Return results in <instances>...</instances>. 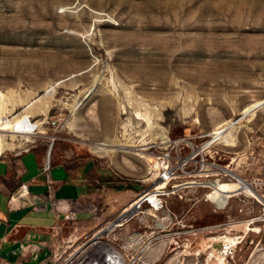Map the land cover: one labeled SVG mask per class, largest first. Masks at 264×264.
<instances>
[{"label":"rangeland","instance_id":"1","mask_svg":"<svg viewBox=\"0 0 264 264\" xmlns=\"http://www.w3.org/2000/svg\"><path fill=\"white\" fill-rule=\"evenodd\" d=\"M0 115L101 216L155 194L135 264H264V0H0ZM222 169L251 190L218 207Z\"/></svg>","mask_w":264,"mask_h":264},{"label":"crops","instance_id":"2","mask_svg":"<svg viewBox=\"0 0 264 264\" xmlns=\"http://www.w3.org/2000/svg\"><path fill=\"white\" fill-rule=\"evenodd\" d=\"M2 155V154H0ZM42 153L29 148L0 157V264H42L53 249L56 217L52 200H90V185L61 163L43 168ZM24 183L27 193H20ZM11 197H14L11 200ZM83 230L93 227L86 212H77Z\"/></svg>","mask_w":264,"mask_h":264},{"label":"built area","instance_id":"3","mask_svg":"<svg viewBox=\"0 0 264 264\" xmlns=\"http://www.w3.org/2000/svg\"><path fill=\"white\" fill-rule=\"evenodd\" d=\"M43 168L48 176L47 161ZM169 172L165 169L166 174H162L161 179H169ZM219 177L233 176L230 171L222 169ZM219 177L216 181L220 180ZM216 181L209 186L212 187ZM20 193H27L26 184L20 185ZM149 193L142 192L107 217L101 216L100 207L91 200H74L73 205H69L66 200H52L57 222L54 226L55 238L52 241L53 249L42 264H135L141 248L140 234L136 229H127L121 238L118 235L123 228L137 220L141 221L144 211L162 207L159 200L145 197ZM144 203H147V208ZM80 211L88 213L93 220L94 225L89 230L81 229L76 222V214Z\"/></svg>","mask_w":264,"mask_h":264},{"label":"bare ground","instance_id":"4","mask_svg":"<svg viewBox=\"0 0 264 264\" xmlns=\"http://www.w3.org/2000/svg\"><path fill=\"white\" fill-rule=\"evenodd\" d=\"M254 105H250L246 108H244L242 110V114H245L246 112H249ZM3 115H0V123L5 122L4 118H2ZM228 127V123L224 122L220 125H218L216 128H214L213 131L210 132L212 139L213 140H218V139H224L225 138V130ZM2 128V126L0 125V129ZM3 134L0 133V151H3L5 149H9L10 145L7 144L6 142H4L3 140ZM97 148H99V150L102 151H108L109 148L102 143H98L97 144ZM233 176L235 177V182H221L218 183L217 186H215V189L212 191V193L210 194V197L215 201H212L213 203H215L218 207H222L226 204L227 199L232 195V193L238 189H244V190H251L250 186L241 178H236V175L233 174ZM251 192V191H249ZM229 193L230 196H229ZM229 196V197H228ZM145 197L149 200H156L155 194L153 193H149L146 194ZM227 197V198H226ZM209 198V195H208ZM226 198V200H225ZM210 199V198H209Z\"/></svg>","mask_w":264,"mask_h":264}]
</instances>
